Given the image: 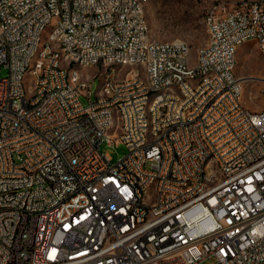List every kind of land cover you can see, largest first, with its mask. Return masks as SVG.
Segmentation results:
<instances>
[{
	"label": "built area",
	"instance_id": "2783aa9c",
	"mask_svg": "<svg viewBox=\"0 0 264 264\" xmlns=\"http://www.w3.org/2000/svg\"><path fill=\"white\" fill-rule=\"evenodd\" d=\"M94 4L0 0V264H264V77L236 72L239 40L264 41V0H209L187 72L172 66L180 42L151 38L148 0ZM111 6L131 8L128 21ZM81 48L87 68L106 70L84 72ZM254 79L263 86L247 110L236 88ZM104 145L128 152L114 161Z\"/></svg>",
	"mask_w": 264,
	"mask_h": 264
},
{
	"label": "rangeland",
	"instance_id": "374dc122",
	"mask_svg": "<svg viewBox=\"0 0 264 264\" xmlns=\"http://www.w3.org/2000/svg\"><path fill=\"white\" fill-rule=\"evenodd\" d=\"M209 4V0H149L145 10V17L151 31V38L161 42H185L190 46L191 62L195 60V52L207 39V25L204 15ZM49 28L44 33V39L47 38ZM84 72L94 74L98 71H105L106 67L98 66H80ZM125 67L121 74L124 75L128 70ZM236 72L239 76L253 75L264 77V55L260 53L258 44L254 41L244 43L238 50V66ZM8 70L2 68L0 77L7 75ZM100 83V77H97L93 83V92H96ZM263 83L261 80L254 79L245 83L243 92V102L246 106L254 109V103L248 102L252 96H258ZM244 89V88H243ZM95 98V95H93ZM83 103H88L86 96L81 97ZM103 151L111 154L114 161L124 156L128 150L125 145L119 148L102 147ZM203 264H215L214 259H208Z\"/></svg>",
	"mask_w": 264,
	"mask_h": 264
},
{
	"label": "bare ground",
	"instance_id": "6f19581e",
	"mask_svg": "<svg viewBox=\"0 0 264 264\" xmlns=\"http://www.w3.org/2000/svg\"><path fill=\"white\" fill-rule=\"evenodd\" d=\"M74 0H65V2H73ZM149 1V0H148ZM229 5L238 4V0H228ZM101 9H104V0H95L94 12H101ZM146 6H142L141 19H146L145 17ZM111 13H115V21L124 22L128 21L131 16V8H122V6H111ZM207 25V20H205ZM149 26V25H148ZM49 27H42L40 31V42H47V38L44 39V33ZM136 29L140 33H147V23L145 20H136ZM49 31L47 33L48 37ZM56 34H64V24H57ZM103 28L94 27V37H102ZM254 41L256 42V37H245L242 40H239V46L243 45L246 42ZM164 44H178L179 47H172L171 49V60L172 66L176 72H187L188 68L195 66L194 62H191L190 57V46L181 41L177 42H161ZM260 53L264 55V41H257ZM82 47H89V39H82ZM180 49L182 53V60L180 58ZM149 57H156V48L155 44H148ZM88 55V48H81L78 50V63L80 66H87V61H85L86 56ZM96 66V64H89V66ZM159 68V60H150L148 63V70H156ZM243 88H236V95H240V102H243ZM161 100V93H152L148 95L146 104H141L140 107V116L146 117V121H154V110L156 104ZM247 110H254L246 106ZM146 139H153V131H146ZM213 169H220V160H213ZM156 190V181H149L148 184H145V203L154 204Z\"/></svg>",
	"mask_w": 264,
	"mask_h": 264
},
{
	"label": "crops",
	"instance_id": "0c3cea01",
	"mask_svg": "<svg viewBox=\"0 0 264 264\" xmlns=\"http://www.w3.org/2000/svg\"><path fill=\"white\" fill-rule=\"evenodd\" d=\"M242 46V45H241ZM241 46H239V47H241Z\"/></svg>",
	"mask_w": 264,
	"mask_h": 264
}]
</instances>
